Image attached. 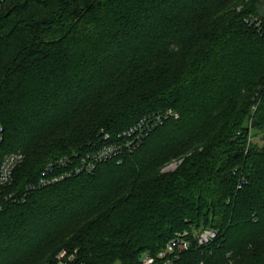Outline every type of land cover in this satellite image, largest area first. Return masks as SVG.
Wrapping results in <instances>:
<instances>
[{
  "label": "trees",
  "instance_id": "1",
  "mask_svg": "<svg viewBox=\"0 0 264 264\" xmlns=\"http://www.w3.org/2000/svg\"><path fill=\"white\" fill-rule=\"evenodd\" d=\"M260 0H8L0 123L12 189L148 115L123 161L101 162L0 212V264H141L183 230L215 228L174 264H264V13ZM238 7L240 9H238ZM258 16L262 29L250 25ZM249 121L261 134L249 139ZM182 159L174 170L165 164ZM245 178L247 184L238 187Z\"/></svg>",
  "mask_w": 264,
  "mask_h": 264
},
{
  "label": "built area",
  "instance_id": "2",
  "mask_svg": "<svg viewBox=\"0 0 264 264\" xmlns=\"http://www.w3.org/2000/svg\"><path fill=\"white\" fill-rule=\"evenodd\" d=\"M8 0H0V8L5 7ZM250 25H254L259 30L262 29V20L258 16L247 19ZM178 116L168 110L163 114L148 115L138 121L133 127L121 133L116 139H112L109 134H104L100 144L85 155L73 153L71 155H61L48 161L36 183L26 187L24 192L12 189L16 181V170L23 161V154L20 151H5V129L0 123V212L7 203L25 201L29 191L41 188L64 180L72 175L82 172H92L97 165L104 161H123L125 154L135 151L148 136V134L168 116ZM247 184V180L242 178L238 187ZM219 236V231L215 228H201L193 231L183 230L177 232L166 245L156 254L146 253L141 264H174L181 253L190 250L192 247H205L212 243ZM45 264H85L76 258L74 254L62 249L57 254L55 263Z\"/></svg>",
  "mask_w": 264,
  "mask_h": 264
},
{
  "label": "rangeland",
  "instance_id": "3",
  "mask_svg": "<svg viewBox=\"0 0 264 264\" xmlns=\"http://www.w3.org/2000/svg\"><path fill=\"white\" fill-rule=\"evenodd\" d=\"M238 9H240L238 7ZM259 10L260 12L264 13V0H260L259 1ZM249 128L251 129L248 136L249 139L252 141H260L261 139V134H259L258 130H256L255 128L252 127V123L249 121ZM182 159H173L170 162H168L167 164L164 165L163 167V171H168V170H174L178 167V165L180 164Z\"/></svg>",
  "mask_w": 264,
  "mask_h": 264
}]
</instances>
